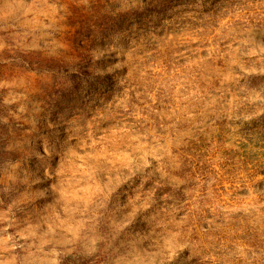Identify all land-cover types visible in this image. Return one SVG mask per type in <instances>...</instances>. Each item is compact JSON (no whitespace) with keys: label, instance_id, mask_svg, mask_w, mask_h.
<instances>
[{"label":"rangeland","instance_id":"374dc122","mask_svg":"<svg viewBox=\"0 0 264 264\" xmlns=\"http://www.w3.org/2000/svg\"><path fill=\"white\" fill-rule=\"evenodd\" d=\"M0 264H264V0H0Z\"/></svg>","mask_w":264,"mask_h":264}]
</instances>
